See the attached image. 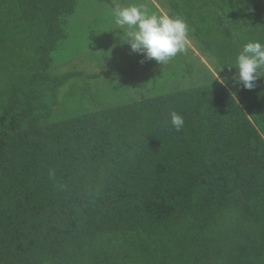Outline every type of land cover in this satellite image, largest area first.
Returning <instances> with one entry per match:
<instances>
[{
	"label": "trees",
	"instance_id": "trees-1",
	"mask_svg": "<svg viewBox=\"0 0 264 264\" xmlns=\"http://www.w3.org/2000/svg\"><path fill=\"white\" fill-rule=\"evenodd\" d=\"M79 1L3 3L33 55L29 84L0 112V264H79L94 252L102 264H264V78L252 89L234 81L237 39L214 53L222 82L51 121L33 98L81 76L50 71ZM235 2L239 29L264 44V0ZM202 8L190 12L200 42L204 13L221 9ZM142 64L157 62L122 72Z\"/></svg>",
	"mask_w": 264,
	"mask_h": 264
},
{
	"label": "rangeland",
	"instance_id": "rangeland-1",
	"mask_svg": "<svg viewBox=\"0 0 264 264\" xmlns=\"http://www.w3.org/2000/svg\"><path fill=\"white\" fill-rule=\"evenodd\" d=\"M172 1L179 5L176 17L183 18L189 26V42L184 57L173 58L164 65L157 63L150 71L142 64L124 75L122 70L129 69L145 57L133 53L123 42L128 38L129 29L117 28L112 8L116 4H136L143 5L149 14L168 15L173 11ZM204 1H79L74 15L67 20L64 29L67 37L58 44L50 71L52 75L79 72L81 76L65 85L57 96L39 95L33 101L47 104L53 111L51 121H58L176 90L222 82L226 75L216 68L213 56L225 36L232 34L240 48L249 41L261 43V38L257 35L247 37L239 29V9L235 0H216L221 9L204 13L208 23L206 26L200 23L204 37L200 42L199 36L192 32L190 12L202 10ZM3 3L4 0H0V112L12 91L29 84L33 55L20 15L14 6L6 8ZM217 18L223 21L221 27L214 25ZM98 255L94 252L79 264H102Z\"/></svg>",
	"mask_w": 264,
	"mask_h": 264
},
{
	"label": "clouds",
	"instance_id": "clouds-1",
	"mask_svg": "<svg viewBox=\"0 0 264 264\" xmlns=\"http://www.w3.org/2000/svg\"><path fill=\"white\" fill-rule=\"evenodd\" d=\"M112 15L118 29L127 27L126 42L133 53L143 54L146 59L166 64L187 50L189 26L181 17L167 14H149L143 5L116 4ZM236 72L233 79L245 89H252L255 81L264 78V44L259 41L245 43L236 56ZM170 125L176 131L184 126V117L170 112Z\"/></svg>",
	"mask_w": 264,
	"mask_h": 264
}]
</instances>
